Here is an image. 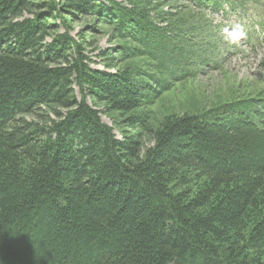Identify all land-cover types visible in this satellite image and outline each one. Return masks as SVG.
<instances>
[{"label":"trees","instance_id":"16d2710c","mask_svg":"<svg viewBox=\"0 0 264 264\" xmlns=\"http://www.w3.org/2000/svg\"><path fill=\"white\" fill-rule=\"evenodd\" d=\"M112 4L0 0V264H264V98L118 138L96 105L129 114L150 85L92 68L63 16L129 15L165 49Z\"/></svg>","mask_w":264,"mask_h":264},{"label":"rangeland","instance_id":"374dc122","mask_svg":"<svg viewBox=\"0 0 264 264\" xmlns=\"http://www.w3.org/2000/svg\"><path fill=\"white\" fill-rule=\"evenodd\" d=\"M103 1L131 13L142 27L156 28L153 35L164 39L154 43L163 40L165 53L150 56L140 48L143 34L126 30L129 15L118 21L63 16L68 34L81 42L92 68L128 69L150 85L144 103L129 114L110 111L104 103L96 105L118 138L131 134L143 149L166 117L213 113L235 105L246 108L256 97L264 98V0H224L217 8L202 9L189 0ZM56 23L59 31L65 30L60 18ZM130 115L138 118L136 123L127 120Z\"/></svg>","mask_w":264,"mask_h":264}]
</instances>
